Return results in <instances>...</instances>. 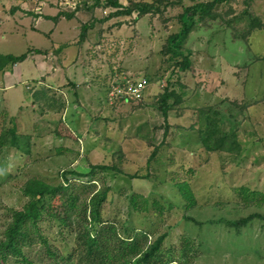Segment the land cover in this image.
<instances>
[{
	"label": "rangeland",
	"instance_id": "obj_1",
	"mask_svg": "<svg viewBox=\"0 0 264 264\" xmlns=\"http://www.w3.org/2000/svg\"><path fill=\"white\" fill-rule=\"evenodd\" d=\"M35 1L45 3L37 21L31 15ZM52 1L0 0V54L31 51L17 68L0 73V134L15 126L18 135V148L9 139L0 145V239L12 211L28 202L25 182L37 179L49 186L73 184L87 202L93 188H108L101 220L119 237L145 233L144 249L164 235L158 256L169 264H264V30L250 25L252 17L264 22V0H228L216 6L215 18L197 17L182 45L190 53L185 71L161 50L179 30L183 9L208 0H180L139 19L137 12L106 19L85 10L57 22ZM153 1L121 0L125 6ZM86 22L87 38L76 44ZM58 48L60 60L47 54ZM34 49L47 53L30 58ZM115 74L146 79L143 101L110 105ZM40 80L68 96L53 92L61 110L34 103L31 92L42 87ZM68 81L76 92L63 86ZM9 82L13 86L5 88ZM166 89L175 97L164 121L158 107ZM205 117H214L229 136V151L203 144ZM59 124L71 136H56ZM96 165L120 173L89 174ZM182 182L195 200L190 208L177 188ZM241 189L257 196L250 202ZM77 224L64 227L43 217L39 227L47 245L37 241L26 255L39 264H78Z\"/></svg>",
	"mask_w": 264,
	"mask_h": 264
},
{
	"label": "trees",
	"instance_id": "obj_2",
	"mask_svg": "<svg viewBox=\"0 0 264 264\" xmlns=\"http://www.w3.org/2000/svg\"><path fill=\"white\" fill-rule=\"evenodd\" d=\"M227 1L228 0H208L205 2H197L185 7L177 16L180 25L179 30L167 37L164 47L161 50L162 54L169 55L171 59L177 60V62H175L176 69L185 71L191 65L189 60L190 53L185 54L182 50V45L195 26L196 18H215L214 11L216 6ZM93 3V6L85 7L83 10L90 11L93 14L94 8L100 5L99 0H93ZM179 3L180 0H154L151 3L136 2L128 6H123L119 0H109L104 7L111 6L116 8V10L109 13L105 18L130 16L132 13L137 12V19H139L148 14L151 10L160 12L161 7L167 8ZM75 16L74 13L58 11L52 19L56 22L61 17L72 19ZM250 25L251 30H264V22L258 17H252ZM89 28L87 22L81 25L76 44L84 42L87 38V31ZM32 51L35 54L47 53H43L38 49ZM56 51L60 52L61 48H58ZM30 52L29 50L18 56L0 54V73L8 71L18 63L24 61ZM41 86L40 88L33 89L31 92L34 103L49 109H52L54 105L58 104L56 109L61 110L62 104L59 102L60 98L53 95L51 89L44 85ZM172 97H175V94L166 89L159 98L160 106L158 108L164 121L167 120L169 111L168 102ZM213 114L217 115L215 112H213ZM203 125L204 129L199 130L203 144L215 151L222 150L223 147L224 150L229 149L225 147L226 141H230L229 136L219 131L217 120L214 119V117H205ZM67 129L68 128H65L64 125L59 124L55 130L56 136H71V132ZM62 130H64V132H62ZM7 139H9V146L18 148V135L15 126H12L6 130V132L0 134V145H4ZM156 151L157 148L152 150L149 159L155 156ZM95 170H112L120 173L115 167L96 165L91 167L89 174ZM65 180L68 181V179ZM90 182V180L87 181V183ZM91 185L93 184H89L90 188L93 187ZM85 188L88 189L89 187L86 185ZM177 188L181 197L184 199L186 207L190 208L194 206L195 200L189 189V185L182 182L177 184ZM108 190L109 189L106 188L105 190L94 192L93 188L91 191L92 196L87 202L81 200L80 193L73 184H68L66 186L63 184L49 186L37 179L26 181L22 191L24 195L28 197V202L21 209L13 210L11 213V221L3 232V238L0 239V264H39L28 258L25 250L34 245L37 241L44 246L47 245V241L40 233L39 227V222L43 217H48L64 227H70L74 224L75 220H78V227H82V229L79 227L78 230H75L76 248L74 255L77 257L78 264H169L170 262L163 261L161 257L158 256V252L164 240V235L159 236L153 243L147 245L144 249L147 239L145 233L134 231L133 235L129 237H119L114 226L101 220L100 209L107 199ZM241 191V196L243 198L251 197L248 199L250 202L257 196V193L249 192L246 189H241ZM137 198L138 197L135 195L130 198L133 208H135L134 204ZM143 202L146 203V200ZM251 218L252 216L243 220L241 219L235 225L239 226L248 223Z\"/></svg>",
	"mask_w": 264,
	"mask_h": 264
},
{
	"label": "built area",
	"instance_id": "obj_3",
	"mask_svg": "<svg viewBox=\"0 0 264 264\" xmlns=\"http://www.w3.org/2000/svg\"><path fill=\"white\" fill-rule=\"evenodd\" d=\"M109 0H99L100 5L94 8V11H99L101 13L100 17H105L109 13L116 10L111 6L104 7ZM119 2L124 6V4L119 0ZM45 3L35 1V7L31 10L37 15L42 14V5ZM93 0H54L52 1V7H55L58 11L74 13L78 15L80 12L84 11L85 7L93 6ZM120 74V73H119ZM115 74L108 86L107 100L110 105L117 102L125 103H139L143 101L145 91L148 87V82L144 78L134 80L129 76H121Z\"/></svg>",
	"mask_w": 264,
	"mask_h": 264
},
{
	"label": "crops",
	"instance_id": "obj_4",
	"mask_svg": "<svg viewBox=\"0 0 264 264\" xmlns=\"http://www.w3.org/2000/svg\"><path fill=\"white\" fill-rule=\"evenodd\" d=\"M32 15V17L37 21L41 16H42V14L41 15H37V14H35L34 12L31 14ZM78 15H76L75 17H77ZM63 17H61V18H59L57 21H59L60 19H62ZM56 21V22H57ZM57 50V49H56ZM56 50H54V49H52V51H49L47 54L48 55H52L53 53L54 54H56V55H58L57 57H58V59L60 60V58H61V54H62V52L60 51V52H57ZM34 55H30V58H34L35 57V53H33ZM41 57V59L42 58H46V55H42V56H40ZM18 65V64H17ZM17 65H16V68H17ZM15 67V66H14ZM7 75V74H6ZM3 76H5V73H4V75ZM94 76V75H93ZM96 76H97V74H96ZM13 82H9L7 85H6V87L5 88H9V87H11V86H13ZM39 85H44L45 87H47V88H49V89H51L53 92H60L61 90L59 89H57L56 90V88H54V87H52V86H49V84H46L45 82H43L42 80H40L39 81ZM65 85H67L68 87H70L72 90H73V92H76L75 90H76V88L78 87L77 85H75L74 83H72V82H66L65 84H63V86H65ZM36 88H38V87H36ZM62 92H60V94H61ZM63 94V93H62ZM63 95H65V94H63ZM66 96V99H67V95H65ZM79 98V97H78ZM81 102V101H80ZM79 103V102H78ZM80 104V103H79ZM90 106H91V104H89ZM75 106V107H74ZM73 107L75 108V110H76V108H77V104L76 105H73ZM94 107V106H93ZM104 109H106V106H104L103 107Z\"/></svg>",
	"mask_w": 264,
	"mask_h": 264
}]
</instances>
